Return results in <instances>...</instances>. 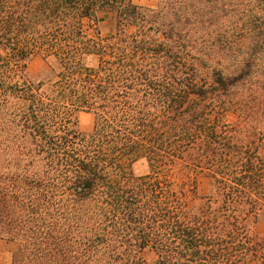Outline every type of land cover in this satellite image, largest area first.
I'll list each match as a JSON object with an SVG mask.
<instances>
[{"label":"trees","instance_id":"obj_1","mask_svg":"<svg viewBox=\"0 0 264 264\" xmlns=\"http://www.w3.org/2000/svg\"><path fill=\"white\" fill-rule=\"evenodd\" d=\"M261 221L264 0H0L10 264H264Z\"/></svg>","mask_w":264,"mask_h":264},{"label":"rangeland","instance_id":"obj_2","mask_svg":"<svg viewBox=\"0 0 264 264\" xmlns=\"http://www.w3.org/2000/svg\"><path fill=\"white\" fill-rule=\"evenodd\" d=\"M136 5L156 8L159 4V0H133ZM112 28L107 22H103L100 26V31L102 34L106 35L111 32ZM88 32L93 34L92 28L88 29ZM48 64L44 58L40 55H34L28 63L29 77L34 82H39L47 76ZM229 119L231 121H236L234 115H230ZM94 128V116L92 113H81L78 116V129L84 134H89ZM133 173L136 176H141L149 173V167L147 163L140 162L136 164L133 168ZM260 231L264 233V221L260 222ZM19 244L17 242L7 241L0 239V264H10L12 261L14 253L18 250ZM146 261L152 262L155 260L156 256L151 251H146L143 255Z\"/></svg>","mask_w":264,"mask_h":264}]
</instances>
